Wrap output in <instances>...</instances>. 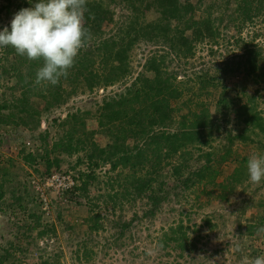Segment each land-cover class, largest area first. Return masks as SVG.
<instances>
[{
  "label": "rangeland",
  "instance_id": "374dc122",
  "mask_svg": "<svg viewBox=\"0 0 264 264\" xmlns=\"http://www.w3.org/2000/svg\"><path fill=\"white\" fill-rule=\"evenodd\" d=\"M96 1L109 9L112 18L100 24L98 35L90 39V51L84 54L82 50L78 56L87 58L83 75L94 76L91 88L81 75L73 80L74 68L83 67L79 60L58 85L41 86L34 82L37 61L17 55L11 47L0 48L1 162L19 152L33 163L41 160L31 174L74 169L83 176L91 171L94 177L88 179L87 191L68 193L67 201L50 193L48 216L23 179L25 198L0 207V264H244L245 258L264 255V233L257 231L264 227V182H250L248 159L236 162L253 152L264 153V132L243 119L245 113L255 112L264 119V78L247 75L242 65V50L249 44L259 53L257 74L264 73V0H252L259 10L248 19L242 0H179L180 16L168 21L152 0L137 2L133 13L121 0ZM35 2L0 0V31L10 29L14 14ZM133 21L135 27L153 23L161 30L150 39L136 38L134 30L124 37L126 71L119 74L113 68L117 62H106L100 47L110 37L123 36ZM197 32L200 38L191 44L189 53L183 48L178 51L172 43L174 35L183 33L193 39ZM150 58L161 64L164 76L182 91L172 101L177 108L173 120L154 131L175 132L182 126V115L203 109L212 120L211 134L203 128L207 144L190 145V157L181 151L151 167L154 158L150 149L144 150L147 140L129 133L125 147L132 149L126 155L135 162L133 166L120 163L112 169L100 159L98 166H90L92 143L106 147L111 142V125L98 124L104 103L119 96L129 99L141 80L152 79L154 74L147 69ZM107 76L113 78L106 80ZM199 76L208 78L206 86L194 83ZM222 97L228 102L225 114L217 106ZM8 125L26 126L30 132L22 138L21 133L8 131ZM113 127L121 131L118 123ZM228 131L244 137L231 144V158L220 161L229 144ZM70 133L75 144L82 139L81 148L72 154L61 148L52 151V144ZM16 142L21 146L18 151L14 150ZM140 151L151 156L143 164L137 158ZM207 158L217 173L214 179L199 182L190 171ZM177 161H187L191 167L179 179L171 173ZM146 175L152 178L151 190L138 194L131 182ZM152 191L162 197L156 205L149 198ZM95 220L100 226L92 229Z\"/></svg>",
  "mask_w": 264,
  "mask_h": 264
},
{
  "label": "trees",
  "instance_id": "16d2710c",
  "mask_svg": "<svg viewBox=\"0 0 264 264\" xmlns=\"http://www.w3.org/2000/svg\"><path fill=\"white\" fill-rule=\"evenodd\" d=\"M121 1L126 5L130 13H133L135 10H137V2L140 4L143 3V0ZM242 2L243 14L247 19L250 18V15L253 14L256 10H259V8H257L258 4L254 5L255 3L252 0H242ZM152 3L161 13L162 19L166 21L170 20L171 18L175 19L179 17V12L183 8L180 6L179 0H152ZM147 6L150 5L148 4ZM87 8L88 12L85 13V26L90 29L92 37H94L97 36L100 31V24L108 22L112 17L110 16L109 9L99 1L87 0ZM260 8H262L261 5ZM135 24L136 23L134 21L131 22L123 36L119 35L117 39L110 37L111 42L109 40H105L102 42V45L100 47L102 48L104 60L106 62H117V66H113V68H117L119 74L126 71L125 53L127 45H124V37H129L130 31L134 30V36L136 38L147 37L150 39L152 38V36H157L159 34V31L161 30L153 23H145V25L142 24L140 27H135ZM198 36L199 33L197 32L196 36L193 39H189L185 37L183 33H180L179 35H174L172 37V43L177 44L178 51L183 48L186 53H189L192 48L191 44L196 39L200 38ZM83 50H85L84 54H87V51H90L88 44L87 47ZM258 56L259 53L256 52L251 45H245L242 50V57L244 59L242 61L243 69L249 76L264 78V73H262V75L257 74V71L260 70V68L257 66ZM84 58L85 60H87L85 55H83V57H77V60H79V63H81L83 67L80 66L79 68H74L75 71L73 74V80L77 79L81 75L84 77V80H86L87 82H91L87 84V86L91 88L94 84L91 78H94V76L91 75L90 77H87L83 75L84 69L86 70L88 66L86 62L83 63ZM148 63L149 67H147V69L151 70L154 74L152 79L148 80V78H145L141 80L140 84L134 89V93L129 99H126L125 96H119L117 100L113 99L110 102L106 101L104 103L102 112L98 116V124H100L101 126L105 125V123L111 125V127L109 128L111 142L107 144L106 147H98L94 143H92V146H90L91 150L88 154L90 166H98L99 162L97 160L99 159L103 162H109L112 169L116 168L120 163L124 164V166L128 164L133 166L135 162H132L131 157L126 155L127 153L131 152L132 149L125 147V136L129 133L138 139L144 138L147 140L145 141L148 147L144 150L148 151V149H150L149 152H151V155L154 158V164H150L151 167H156L161 163L163 158L167 159L170 156H174L180 153L181 151L187 153L190 157L192 155L191 151L189 150L190 145L207 144V141L204 139L203 128L208 130V134H211L212 120L210 119L209 114L203 109L199 113L190 110L188 111V113L182 115V126L175 132H167L165 130L154 131V127H165V125H168V122L173 120L172 115L174 114V110H177V108L175 109V105L172 101L178 99L182 91L180 90V87L172 83L168 76H164L161 71V64H159V62H156L155 58H150ZM36 65L41 67L42 62L37 61ZM240 65L241 64L239 63V67H241ZM112 70L114 71V69ZM112 78L113 77L107 76L106 80ZM194 80V83L196 82V84H199L200 86H206V81H208V78H206L205 76H199L195 77ZM32 94L34 95V93L32 92L29 93L30 96H32ZM28 97L29 96L24 98V103L27 102ZM126 105H128L129 107H125ZM227 105V99H225L224 97L218 99L217 106L219 111L223 112V108ZM241 106H243L242 108L245 107L244 104ZM246 112H250V110L247 109ZM243 119L246 123H250L253 127L257 128L261 132H264V119L260 117L256 112L245 113ZM115 123H118L120 125L121 131H114L113 126L115 125ZM228 132L229 144L221 155L220 161L231 158V144L235 139L244 137L242 134L232 135L231 131ZM62 137L64 140L59 139L52 144V151H58V149L61 148L64 152L72 154L74 152H77L81 148L80 146L83 144L81 141L82 139L77 140L75 144L72 139V133H70L68 137L64 135ZM142 151L137 154V158H139L141 164L147 162L151 158L148 153L143 156ZM140 157L142 158L140 159ZM246 159L248 158H245L244 156L238 157L236 162L238 161L239 164H242ZM186 162L177 161L171 165V173L177 179L181 177L185 170L191 169V167L187 165ZM211 164V159L207 158L203 165H201L197 169H192L190 173L194 174L197 177V181L199 182L205 180L208 177L214 179L217 172L215 168L213 169V166ZM147 174H151L150 171ZM77 175L78 176L75 177L77 183L72 187V189L68 190V193L70 195H73L76 190L87 191L88 179L94 178L91 171L86 173L84 176L78 171ZM151 180V176L148 175H146L145 177H138L131 182V186L136 190V192H138V194H140L141 192L148 189L151 190ZM188 180L189 178H187L184 183H187ZM152 192L153 193L149 195V198L156 205L160 202L162 197L157 195L155 196V192ZM97 220H95L94 227H92V229H97L100 226ZM127 225L128 223L124 224L123 227H126Z\"/></svg>",
  "mask_w": 264,
  "mask_h": 264
},
{
  "label": "clouds",
  "instance_id": "9594fccd",
  "mask_svg": "<svg viewBox=\"0 0 264 264\" xmlns=\"http://www.w3.org/2000/svg\"><path fill=\"white\" fill-rule=\"evenodd\" d=\"M86 12L87 0H38L14 14L10 29L0 31V48L11 47L21 57L42 62L35 84L56 86L92 37L85 26ZM246 167L251 183L264 182V153L253 152ZM257 231L264 233V227ZM244 264H264V255L245 258Z\"/></svg>",
  "mask_w": 264,
  "mask_h": 264
},
{
  "label": "crops",
  "instance_id": "0c3cea01",
  "mask_svg": "<svg viewBox=\"0 0 264 264\" xmlns=\"http://www.w3.org/2000/svg\"><path fill=\"white\" fill-rule=\"evenodd\" d=\"M7 126V125H6ZM8 131H14L16 133H21L22 138H25L24 135L30 132L28 127L22 125L10 127L8 125ZM5 128V127H4ZM32 132V129H31ZM21 137L17 139L22 141ZM15 145H19L16 142ZM12 148V146L10 147ZM6 149V148H5ZM3 148V150H5ZM22 152V151H21ZM15 154H9L6 159L1 162L0 168V207L3 203V206L6 202H11L13 200H23L25 195L23 193V179H26V174H31L32 169L41 165V160H37L33 163L32 159L28 157H22L19 155V152H14ZM19 155V156H18ZM34 155V154H33ZM18 156V157H17ZM15 158V160H14ZM31 162V163H30ZM33 163V164H32ZM20 167V169H18ZM39 168V167H38ZM41 169V168H40ZM12 183H15L14 186H11ZM27 199V198H26Z\"/></svg>",
  "mask_w": 264,
  "mask_h": 264
},
{
  "label": "built area",
  "instance_id": "2783aa9c",
  "mask_svg": "<svg viewBox=\"0 0 264 264\" xmlns=\"http://www.w3.org/2000/svg\"><path fill=\"white\" fill-rule=\"evenodd\" d=\"M2 127H0V133L2 132ZM29 145V142H26ZM21 146L16 145L14 150H20ZM3 157V153L0 151V164ZM77 172L72 169L54 171L48 174L35 175L30 174L26 177V181L31 186L32 190L37 196L38 202L41 204V208L45 215H50L51 209V199L49 198L50 193H54L55 198L60 201H67L68 190L72 189L77 183L75 177H77Z\"/></svg>",
  "mask_w": 264,
  "mask_h": 264
}]
</instances>
